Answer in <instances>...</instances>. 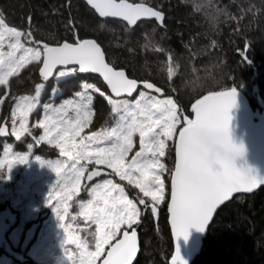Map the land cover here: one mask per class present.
<instances>
[{"label":"snow or ice","instance_id":"obj_1","mask_svg":"<svg viewBox=\"0 0 264 264\" xmlns=\"http://www.w3.org/2000/svg\"><path fill=\"white\" fill-rule=\"evenodd\" d=\"M87 3L101 17H121L130 25H135L142 17H153L161 22L164 20L162 11L144 4L127 3L126 0H87ZM23 35L22 31L0 19V49L4 47L6 37L15 40V43H9L12 51L7 54L0 51V65L7 64L8 68L0 76V85H7V77L16 74L24 64L40 61L43 64L41 75L44 81L53 75L57 66H64L58 76L77 72L98 73L117 98L106 95L92 84H84V92L75 93L78 100L68 99L58 107L45 105L54 111L55 117L46 115L33 125L43 130V134L37 138L33 136L28 122L30 114L39 103L38 97L44 88L41 83L36 86L35 96L24 97L16 105L12 112L11 132L6 126L0 127V136L13 135L19 141L23 134H27L38 144L42 141L55 143L60 153L67 157V160H58L50 165L57 182L49 192L48 204L62 221L61 226L66 235L64 246L71 241L81 249L79 264H96L97 261L100 264H133L138 252L136 227L148 213L158 216L159 206L166 200L163 179L166 172L170 175V202L167 203V209L171 231L177 241L181 237L187 241L190 228L204 232L217 208L234 193L252 192L264 185V179L251 171L238 169L234 163L244 151L243 146L234 144L230 136V110L237 96L235 88L213 92L197 100L192 105L195 118L185 116L184 126L177 133L180 115L178 105L172 98L158 99L140 91L134 102L119 99L125 95L131 97L139 87L138 82L129 78L124 70L117 71L110 66L105 61L100 44L95 40L76 39L57 47L44 44L41 51L39 48L24 49L20 42ZM21 49L24 54L17 57L15 53ZM143 88L161 92L151 82H144ZM90 89L103 96L112 106V113L121 121L119 128L93 131L87 136H81L92 123L93 96L88 92ZM3 103V99H0V104ZM69 111L74 115L69 116ZM136 135L139 136L140 150L129 160L128 154L133 149ZM168 141H174L175 144V163L171 170L161 159L166 155ZM26 161L27 155L8 161L7 171L10 172L17 163ZM81 161L103 166L110 171L103 172L101 168L89 171ZM65 165L67 170L62 175L61 170ZM85 172L88 181L102 174L113 177L91 185L89 195L92 199L80 205L86 219L96 224L93 251H87V243L72 236L63 223L67 200L80 188ZM115 177L139 189L143 196L128 198L125 187L116 182ZM53 200H56V204H53ZM171 264H186L178 244L171 257Z\"/></svg>","mask_w":264,"mask_h":264},{"label":"trees","instance_id":"obj_2","mask_svg":"<svg viewBox=\"0 0 264 264\" xmlns=\"http://www.w3.org/2000/svg\"><path fill=\"white\" fill-rule=\"evenodd\" d=\"M129 1L153 6L164 13V20L130 26L99 19L82 0H0V16L24 33L27 44L41 48L94 38L110 65L124 69L129 77L159 86L164 96L177 103L183 119L192 118L191 105L203 94L231 88L242 91L254 112L264 109V0H216L229 13L218 27L182 0ZM39 65L40 61L24 64L8 78L7 85H0L4 101L0 122L9 120V97L32 95L39 83L44 84L40 102L73 96L84 81L109 95L96 75L72 73L56 82L54 77L44 81L38 75ZM201 80L203 86L192 90ZM91 94L93 116L86 130L92 132L112 123L113 113L103 96L95 91ZM173 152V145L168 146L162 158L170 170ZM165 185L166 200L159 206L158 216L148 213L137 226L140 252L133 264H169L173 251L166 221L169 175ZM124 187L134 199L142 197L132 193L129 185ZM212 219L191 264H264V185L233 196Z\"/></svg>","mask_w":264,"mask_h":264},{"label":"rangeland","instance_id":"obj_3","mask_svg":"<svg viewBox=\"0 0 264 264\" xmlns=\"http://www.w3.org/2000/svg\"><path fill=\"white\" fill-rule=\"evenodd\" d=\"M0 19H2L1 16ZM20 42L23 45L24 49L39 48L41 51L43 50L40 46L37 47L36 45L33 46L27 44L22 37L20 38ZM9 43H15V40H9L6 37L4 47L0 49V51L5 54L12 51V49L9 47ZM23 54V49L15 53L17 57ZM7 70V64L0 65V76H3ZM61 70L64 69H59L56 72L54 76L55 82L69 75L66 74L64 76H58V73ZM8 78L9 77H7V79ZM84 84L92 83H89L88 81L82 82V88L78 92H84ZM93 91L94 90L91 89L88 90L90 94ZM140 91H145L150 96H155L158 99L171 98L169 96L156 95L153 92H149L141 88L138 90L136 95H134V97H122L119 99H126L134 102L138 97V93ZM35 94L36 88L34 94L32 95L9 97L8 101H11L10 113L8 115L10 131L12 129V112L15 110L16 105L19 104L24 97L31 98L35 96ZM68 99L78 100L79 98L75 97L74 94L70 97H61L57 101L48 99L44 102H40L38 97L39 103L30 114L28 122L33 136L38 138L43 134L42 129L35 128L33 127V125L44 119L46 115H53L55 117L54 111L50 108H46L45 105L58 107ZM114 99L117 98L115 97ZM38 108L39 113L36 114ZM73 115L74 113L69 111V116ZM183 120V117L180 115V124H178L177 126V132L182 126H184ZM111 122L112 123L107 124L104 128L95 131H110L111 128H119V126L121 125V121L118 119V116H114V114L113 120ZM86 129L87 128H85L81 133V136H87L91 133V131H87ZM173 144L174 141H168V146ZM18 146H20L22 149H18ZM139 150V136L136 135L134 137L133 149L128 154V159L130 160L135 152ZM20 155H27V161L25 163H17L10 172L7 171V162L10 160L15 161L16 158ZM58 160H67V157H64L60 153L59 148L55 145V143L48 144L47 141H42L38 144L35 140L32 139V137H29L27 134H23L19 141H17L15 139V136L13 135L0 141V164L3 165L2 167H0V210L5 205H7L14 209L18 215L17 222L14 226H12L13 228L8 234V244H6L0 252V264H33L34 262L38 264H73V261H75V264H79L81 249H78L76 244L72 243L71 241L67 242L64 246L66 235L64 233L63 227L61 226L62 221L53 211V207L48 204L49 192L57 182L56 174L50 165ZM162 162L166 164L164 159H162ZM80 163L86 164L88 170L92 167L98 166L95 164H90L87 161H81ZM66 170L67 166L65 165V168L61 170L62 175ZM86 174L87 172H85L84 177H82L81 179L80 188L78 189V191L75 194L71 195V198L67 200V213L65 215L63 223L66 225V227H68V231L72 236L76 237L80 241L87 243V251H93L95 250L94 234L96 224L91 219H86L80 205L92 199L91 195H89V188L91 185L101 182L102 179L113 177H103L99 180L94 181V183L91 182L85 185ZM168 175L169 174L167 172L164 173L163 179L165 181ZM114 179L116 182L121 183L123 186L124 184L129 185L127 181H119L118 177H115ZM129 187L131 188L132 193H139L143 196V194L139 192V189L134 188V186L132 185H129ZM125 192L128 195V198L134 199L129 195L126 189ZM53 204H56V200H53ZM61 210L63 211V207ZM22 235L23 238H21ZM28 236H32V238L30 239V243H28V246L25 248V250L22 251L24 253L23 259L15 258L13 252L12 254H10L11 252L9 251V247L17 246L20 241L21 243L19 247H21L22 243H24V241L29 238ZM65 247L67 249V252H65ZM18 252L22 253L20 252V250ZM69 256H71V259H68ZM96 264H98V261L96 262Z\"/></svg>","mask_w":264,"mask_h":264},{"label":"water","instance_id":"obj_4","mask_svg":"<svg viewBox=\"0 0 264 264\" xmlns=\"http://www.w3.org/2000/svg\"><path fill=\"white\" fill-rule=\"evenodd\" d=\"M82 1L89 7V9H91L99 17V19L100 18L101 19H111V20H114V21H120V22H123L125 24L130 25L127 21L123 20L121 17H101L99 15V13L87 3V0H82ZM117 2H119V0H117ZM126 2L127 3H132V4H144V5L148 6V7L154 8L151 5L149 6V4H147V3H141V2L134 3V2H131L129 0H126ZM154 9L157 10L156 8H154ZM150 19L158 21L157 19H155L153 17H142V18H140L137 21V23L141 22V21H144V20H150ZM158 22H161V21H158ZM135 25H130V26H135ZM85 39H93V40H95L94 38H85ZM64 42H68V41H63V42H61L59 44H56V45H50V47H57V46H59L60 44H62ZM102 51H104L103 48H102ZM104 54H105V52H104ZM105 58H106V56H105ZM42 59H43V57L41 58V60ZM105 61L107 62V59H105ZM110 66H112V65H110ZM68 67H72V66H68ZM42 68H43V64H42V62H40V65H39V68H38V75H39V77L41 79H43V77L41 75V69ZM62 68H64V66H57L56 69L53 70V75L51 77L53 78L55 73H56V71H58L59 69H62ZM170 68H171V61H170V59H168V68H167V70H168V73H169V79H171V69ZM114 69L117 70V71L124 70V69H119V68H115V67H114ZM77 73L80 74V75L89 74V73H79V72H77ZM90 75L98 76L102 80L103 84L106 86L109 94L112 97L115 98L114 94L111 93V89L109 88V86L107 85L106 81H104L103 77L100 74H98V73H90ZM126 75H127V73H126ZM129 78H132V77H129ZM132 79H135V78H132ZM137 82H138L139 87H138L137 91L133 93V95L131 97L136 95L138 90L141 89V88L146 90V91L153 92L156 95H163V93H164L163 90L159 86L155 85L154 83L153 84L155 86H157V87H159L161 89V92L157 93V92H155L154 89L153 90H148V89L143 88V83L144 82H151V81L137 80ZM226 90H230V89H224V90H219V91H226ZM235 90L237 92L236 103H235L234 107L230 110V116H231V121H230V126H229L230 127V136H231L232 142L234 144H236L238 146H240V145L243 146L244 151H243L242 155H240V156H238L236 158L234 163H235V166L238 169H241L243 171H251L253 174L257 175L261 179H264V109L262 111L254 112L252 110V108L250 107V105L248 104L247 98L242 93V91H239L237 89H235ZM213 92H218V91H211V92H207V93L203 94L202 96H200L199 98L194 100L192 105L197 100L202 99L204 96L209 95V94H211ZM122 97L130 98V97L126 96V95L122 96ZM122 97H120V98H122ZM192 105H191V110H192ZM194 118H195V114L192 111V118L191 119H194ZM5 126L8 128V130L10 132V127L7 124V118H4L3 121L0 122V127H5ZM9 136L10 135L0 136V139L8 138ZM173 145H174V152H173V169H174L175 144H173ZM94 168H101L103 172L110 171V170L105 169L103 167H94ZM92 169L93 168H91L89 171H91ZM86 177H87V174H86ZM86 177H85V182H86V184H89L91 182L94 183V181L99 180V179H101L103 177H109V176H105V175L102 174V176H100V177H94L92 181H88L86 179ZM261 186H263V185L258 186L252 192L257 190ZM169 192H170V179H169ZM252 192L234 193L233 196L239 195V194H249V193H252ZM228 201H225L224 203H226ZM168 202H170V197L169 196H168L167 203ZM218 208H217V210H218ZM166 209H167V204H166ZM216 211L213 214V218H214V216L216 214ZM167 212H168V209H167ZM5 218H6L5 213L0 214V246L3 243V241L5 239V236L7 235V230H8L7 226H9V224L5 220ZM212 220L213 219L210 220L208 226L211 224ZM166 221H168L170 234H171V238H172V243H173V245H172L173 246V251H172L171 257L174 255L175 247L178 244L182 259L186 261V264H191L192 257L200 249L201 240L204 238L208 226L206 227V230L204 232H202V233L197 231L195 228H190L189 229V236H188L187 241H185L183 237H181L177 241V240H175V238H174V236L172 234V231H171L170 213L169 212H168V216H167V220ZM12 222H13V217H12V215H10L9 216V223H12ZM136 230H137V234H138L137 235L138 252H137L136 257L133 260V263H134L135 259L137 258L138 254L140 252V239H139V232H138L137 227H136ZM171 257L169 259V264H171ZM98 264H100V261H98Z\"/></svg>","mask_w":264,"mask_h":264},{"label":"clouds","instance_id":"obj_5","mask_svg":"<svg viewBox=\"0 0 264 264\" xmlns=\"http://www.w3.org/2000/svg\"><path fill=\"white\" fill-rule=\"evenodd\" d=\"M182 3L192 7L196 12L203 14L206 18L210 19L216 27L224 22V17L229 15L228 10L220 7L216 0H182ZM172 75H175V72H173ZM203 84L204 80H201L192 90L203 86Z\"/></svg>","mask_w":264,"mask_h":264},{"label":"flooded vegetation","instance_id":"obj_6","mask_svg":"<svg viewBox=\"0 0 264 264\" xmlns=\"http://www.w3.org/2000/svg\"><path fill=\"white\" fill-rule=\"evenodd\" d=\"M7 124H8V126H9V121L7 120ZM10 127V126H9ZM11 136V135H10ZM9 136V137H10ZM98 167H101V166H98ZM93 168V167H92ZM85 185H86V182H85ZM3 213H5V215H6V218H5V220L8 222V224H9V226H7L8 227V230H7V235L5 236V239H4V241H3V243H2V245L1 246H5L6 244H8V234H9V232L11 231V229L13 228L12 226H14L15 225V223L17 222V217H18V215H17V213H16V211L14 210V209H12L10 206H7V205H5L1 210H0V214H3ZM10 215H12V217H13V222L12 223H9V216ZM24 236H25V234H24ZM29 238H27V240L26 241H24V243H22V245H21V247H19L20 246V243H21V241L18 243V245L17 246H15V247H9V251L11 252L10 254H12V252H13V255H14V257L15 258H18V259H23V255H24V253L22 252V251H24L25 250V248L28 246V243H30V239L32 238V236H28ZM21 238H23V235H22V237ZM21 238H20V240H21ZM6 250V249H5ZM20 250V252H22V253H19L18 251ZM7 251V250H6ZM8 251V252H9Z\"/></svg>","mask_w":264,"mask_h":264}]
</instances>
